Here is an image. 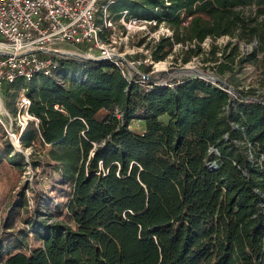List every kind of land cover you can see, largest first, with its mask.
<instances>
[{
    "label": "trees",
    "instance_id": "obj_1",
    "mask_svg": "<svg viewBox=\"0 0 264 264\" xmlns=\"http://www.w3.org/2000/svg\"><path fill=\"white\" fill-rule=\"evenodd\" d=\"M122 10L172 31L148 44L155 62L181 45L182 63L200 56L224 74L264 54V0L110 5ZM225 35L257 47H203ZM53 58L54 75L12 85L27 87L40 118L21 141L75 152L79 163L61 177L69 191L57 212L31 211L26 198L13 205L12 214L28 216L19 233L1 238L0 264H264V93L204 75L159 84L146 64L127 79L109 61ZM28 156L9 139L0 146V163L40 166Z\"/></svg>",
    "mask_w": 264,
    "mask_h": 264
},
{
    "label": "built area",
    "instance_id": "obj_2",
    "mask_svg": "<svg viewBox=\"0 0 264 264\" xmlns=\"http://www.w3.org/2000/svg\"><path fill=\"white\" fill-rule=\"evenodd\" d=\"M117 0H0V88L13 85L18 80L29 81L38 74L54 75L61 51L58 46L68 43L74 45L78 55L89 60H105L117 65L127 79L140 72L138 67L146 64L158 72L159 63L149 56L128 60L124 52H119L117 34L122 39L132 30H148L155 26V19L130 16L128 10L112 13L110 5ZM117 23L121 25L118 32ZM151 26V27H152ZM161 36H172V31L162 28L156 32ZM46 54V55H42ZM151 74V73H150ZM165 84V81H159ZM27 87L19 89L20 97L16 103V114L10 118L7 136L17 151L25 154L21 144L23 132L29 126L38 127L40 118L30 112L32 99L26 94ZM58 107V106H56ZM30 153V152H29ZM28 156V155H27Z\"/></svg>",
    "mask_w": 264,
    "mask_h": 264
},
{
    "label": "rangeland",
    "instance_id": "obj_3",
    "mask_svg": "<svg viewBox=\"0 0 264 264\" xmlns=\"http://www.w3.org/2000/svg\"><path fill=\"white\" fill-rule=\"evenodd\" d=\"M245 14L250 13V8L245 9ZM118 32L122 29L121 25L117 23ZM148 25V30H130L127 34L123 33L122 39H119L120 33L117 34V44L119 52H124L128 60H135L137 58H144L149 54L148 44L157 41V36L159 30L167 27L165 23H161L157 28ZM229 41L237 42L240 46V50L243 54H249L257 47L256 40L251 42H245L236 37H231L228 35L222 36L217 40L212 38H207L203 42V47L208 50L211 49L212 44L219 46H225ZM61 50L58 52L59 56L62 58H74L80 59L77 52L78 49L72 44H62L58 46ZM181 45H176L172 53L163 61V70H170L176 67H189L193 72L199 71L200 73H206L204 77L209 79L207 76H211L215 82L221 81L225 82L231 86H236L238 88H253L259 93H264V54L257 52V60L254 62H244L243 67L236 72H226L224 74H219L216 68H213V63L203 62L200 56L194 57L188 63H182L181 60ZM82 55V54H80ZM166 62V63H165ZM158 63V61H157ZM155 66V64H154ZM152 67L150 72L155 70ZM166 67V68H165ZM141 72V68L138 67ZM160 70L158 72H161ZM154 72V73H158ZM185 74L178 75V77H184ZM174 78V76H172ZM9 89V88H8ZM13 89V90H10ZM9 90H3V94L9 99V101L17 103L20 97V92L15 89V87H10ZM102 112L100 115H103ZM166 117H164L165 119ZM4 119V118H2ZM6 119V120H5ZM5 124L7 127L10 126L9 120L5 118ZM9 121V122H8ZM141 122L134 121L131 124L133 130H139ZM6 126L0 124V146L8 140ZM10 140V139H9ZM27 140V137L24 138ZM11 141V140H10ZM22 144V142H21ZM23 147V145H22ZM26 149L25 147H23ZM30 153L27 155H32L35 159L41 161L40 166L36 169L32 165H29L25 170H21L12 166L7 161L0 163V240L6 235L8 237L9 233H19V229L23 228L24 219L28 216L25 210H21L18 213L12 214L13 205L16 202L27 200V204L31 211L36 208H41L42 211H47L48 208L52 211H56V204L58 202H64L65 197H61L64 191L68 192V184L64 185L61 183V177L63 175H70L71 171L67 168L69 163L78 164L79 159L75 152L64 151L62 149H52L51 147L39 143L34 147H31ZM29 157V156H28ZM29 160V158H27ZM12 214V215H11ZM14 215V216H13ZM13 216V217H12ZM12 218V227L7 228L6 222ZM30 242L34 245L36 244L31 238Z\"/></svg>",
    "mask_w": 264,
    "mask_h": 264
},
{
    "label": "water",
    "instance_id": "obj_4",
    "mask_svg": "<svg viewBox=\"0 0 264 264\" xmlns=\"http://www.w3.org/2000/svg\"><path fill=\"white\" fill-rule=\"evenodd\" d=\"M5 55L4 53L0 52V56ZM80 56V59L82 58L83 60H89L87 57ZM187 70V71H185ZM186 72V73H184ZM182 74H186L187 76H201V75H207L206 73H200L199 71H192L189 67H176V68H172L170 70H163L161 72L158 73H153V74H149L147 75V78L151 79V80H156V81H167L169 80L172 76H178V75H182ZM208 78L211 76H207ZM212 78V77H211Z\"/></svg>",
    "mask_w": 264,
    "mask_h": 264
},
{
    "label": "crops",
    "instance_id": "obj_5",
    "mask_svg": "<svg viewBox=\"0 0 264 264\" xmlns=\"http://www.w3.org/2000/svg\"><path fill=\"white\" fill-rule=\"evenodd\" d=\"M10 87H14V86L5 85V86L0 88V108L2 109V115L1 116H2V118H4V119L7 118L8 120H9V118L15 116L16 111H17L16 104H14V102H12V101L10 102L9 99L2 93L3 90H9ZM10 90H13V89H10ZM25 148L27 149V150H25L26 151L25 155H27L30 152L29 149L31 147H25Z\"/></svg>",
    "mask_w": 264,
    "mask_h": 264
},
{
    "label": "bare ground",
    "instance_id": "obj_6",
    "mask_svg": "<svg viewBox=\"0 0 264 264\" xmlns=\"http://www.w3.org/2000/svg\"><path fill=\"white\" fill-rule=\"evenodd\" d=\"M74 53V52H73ZM166 63V62H165ZM158 67L160 68V69H163L164 68V63H159L158 64ZM166 68V67H165ZM185 71H187V70H185ZM184 73H186V72H184ZM186 75V74H185Z\"/></svg>",
    "mask_w": 264,
    "mask_h": 264
}]
</instances>
